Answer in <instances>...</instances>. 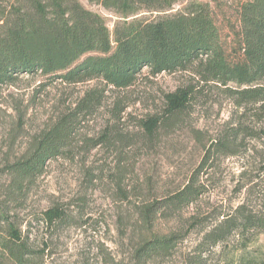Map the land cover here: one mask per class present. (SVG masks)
Here are the masks:
<instances>
[{"label": "trees", "instance_id": "1", "mask_svg": "<svg viewBox=\"0 0 264 264\" xmlns=\"http://www.w3.org/2000/svg\"><path fill=\"white\" fill-rule=\"evenodd\" d=\"M87 1L116 17L112 28L80 0H0V90L15 84L22 73L39 76L41 89L61 84L77 90L29 136L18 157L5 161L9 180L6 206L0 205V264H53L51 230L87 223L82 197L72 203L73 215L56 201L27 220L8 211L7 204L21 203L26 187L52 160L81 162L93 185L103 170L86 165L93 150L105 149L122 159L127 148L154 147L186 122L200 102L214 95L227 99L229 114L216 134L202 142L203 132H198L201 157L185 182L137 211L140 242L133 264H145L169 255L184 230L153 232L156 216L193 205L204 193L202 176L219 157L244 156L255 149L251 141L264 143V0ZM161 73L178 75L177 84L161 92L153 109L133 115L128 109L140 101L133 90ZM96 119L101 125L84 132ZM261 152L254 150L252 161L245 159L242 177L264 173ZM247 179L239 188L250 191L254 182ZM188 220L185 231L199 223ZM35 224L47 231L39 239L32 237ZM202 229L192 264H203L206 253L234 237L264 235V214L244 200ZM246 246L243 242L240 247Z\"/></svg>", "mask_w": 264, "mask_h": 264}, {"label": "rangeland", "instance_id": "2", "mask_svg": "<svg viewBox=\"0 0 264 264\" xmlns=\"http://www.w3.org/2000/svg\"><path fill=\"white\" fill-rule=\"evenodd\" d=\"M80 1L100 12L109 28L113 27L116 17L110 11L87 0ZM177 81L178 75L161 73L149 84L135 88L133 95L140 101L128 111L140 116L153 109L161 92L173 89ZM39 82V76L22 73L15 84L0 90V205L3 207L7 203L9 180L5 161L18 157L29 136L45 124L62 99L75 96L77 91L61 84L41 89ZM229 109L225 97L214 95L194 107L188 120L175 126L154 147L127 148L122 159L105 149L93 150L86 165L103 168L93 185L87 181L81 162L52 160L43 174L26 187L25 199L21 203L7 204V209L15 218L27 220L56 201L63 204L66 213L73 215L75 205L72 203L82 197L85 201L82 218H87V223L81 227L61 224L51 230L54 237L49 251L53 264H133V250L140 242L139 207L185 182L201 157L198 132H203L202 142L213 137L227 119ZM100 125V119H96L84 128V132H92ZM128 129L134 130V127L129 125ZM250 146L255 149L250 147L252 150L244 156L230 155L215 161L213 170L202 176L204 193L193 205L180 212L156 216L151 231L169 235L179 227L184 230L169 255L155 256L145 264H192L190 258L197 252L195 245L204 231L202 228H208L221 215L230 214L244 200L249 208L264 214V173L252 171L247 177L240 175L245 159L252 161L254 150L264 154L262 141H251ZM249 176L254 187L250 191L239 188L250 180ZM189 218L199 223L185 231L191 221H187ZM31 232L32 237L39 239L47 231L35 224ZM247 236V239L234 237L227 244L215 246L203 256V264H264L263 233L252 232ZM243 242L247 244L245 249L240 247Z\"/></svg>", "mask_w": 264, "mask_h": 264}]
</instances>
